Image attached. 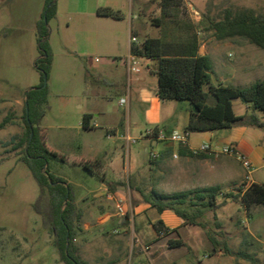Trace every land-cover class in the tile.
<instances>
[{"label": "rangeland", "instance_id": "374dc122", "mask_svg": "<svg viewBox=\"0 0 264 264\" xmlns=\"http://www.w3.org/2000/svg\"><path fill=\"white\" fill-rule=\"evenodd\" d=\"M115 1L120 6V13L129 21L131 31H137L138 42H142L147 36H160V27L152 22L153 18L160 15L159 0ZM42 2L43 0H0V122L5 118L6 122L14 121L19 126L18 128L9 122L7 124L11 133L4 134L0 131V264H65L54 245L50 226L43 223V216L34 207L39 196V187L30 168L21 160L24 143L17 144L25 130L23 107L26 91L29 87L38 85L41 79L34 66L38 53L33 33L31 32L22 43H17L16 39L20 34L18 27L12 25V21L19 14L29 15L33 11L36 12ZM228 6H244L264 11V0H182V4L174 10L178 20L166 18L161 25L162 28L169 27L170 32L181 37H186L193 30L200 44L212 49L216 60L212 59V69L209 73L215 84V79L225 72V68L237 65L236 51H250L256 60L260 50L264 51L241 36L222 40L214 38L212 30L206 28L207 18L217 16ZM71 22L73 24V21ZM185 24L192 25V30L186 28ZM48 26L53 28L54 40H58L55 20H51ZM73 32V26L62 29V34ZM55 52L57 57L46 81L48 92L46 102L42 106L43 116L39 123L35 124L40 130L44 146L57 154V157H48L44 164L47 172L69 183L73 194H85L89 199H93V194L101 189L102 182L109 183L112 188L118 185L122 200L120 202L114 198L113 208L121 204L127 211L130 208L135 210L137 206L134 204L137 202L144 203L142 194L156 192L168 195L179 189L182 186L180 181H164V173L167 172L164 162L151 160L150 153L157 155L161 144L147 141L141 135L146 128L152 127L145 120L144 110L147 105L136 100L133 108L127 111L126 104H120L122 99L127 98L129 82L120 81L119 77L114 76L117 78L116 84L110 86L99 81V76L93 72L86 73L75 67L63 68L59 56L61 48ZM80 59L84 63L89 58ZM102 60L99 53H94L91 57L93 65H98ZM144 61L138 58L141 71L130 72L132 79L138 78L137 81L131 82L132 92L136 91L137 86L145 83L143 75L148 80L145 85L155 90L153 88L157 84L156 77L148 74ZM263 77L264 66H257L242 84L249 86L256 79ZM94 79L98 81L94 83L93 90H87L86 81ZM15 99L22 102L12 111L8 105ZM234 100L240 101L238 98ZM162 101L163 113H168L170 120L177 118L190 104L186 99ZM234 109H238L236 104ZM83 112L91 114V126L88 128L83 127L81 123ZM128 122L131 127L130 135L136 142H127L122 137L126 134ZM164 123L168 121L165 120ZM109 126L116 127L117 131L108 133ZM15 130L19 132L15 134ZM210 131L214 133V144L221 142L229 128ZM13 135L17 137L12 139ZM132 167H139L134 181H100L99 175L103 172L108 180L114 178L112 169L120 171L121 177L125 179ZM258 173L264 176L263 169ZM186 182L193 185L196 181ZM196 188L202 187L190 189ZM234 200L235 202L230 203L231 207H227L226 195L223 194L220 196L218 210L204 209L202 217H196L197 221L203 222L204 227L184 223L189 230L180 236L179 242L183 240L184 246L178 249L168 248L164 255L170 257L177 252L188 254L191 246L196 244L192 254L199 258L204 251H212L214 246L221 250V264H264V234L260 228L262 205L251 204L245 207L239 197ZM163 201L168 200L163 198ZM185 206L190 212H195V207L188 204ZM167 212L163 215H169L170 211ZM142 218L143 232L130 235L128 229L124 240L119 241L114 232L99 234L97 230L92 240L94 246H91L96 249L90 251V247L85 244L87 240L80 238L73 241L76 253L89 264H159L153 248L142 245L150 242L161 245L169 237L168 233L160 239L159 231L154 226L156 221L150 222L148 212H145ZM150 223L151 227H148ZM114 226L116 225H109L107 229L111 230ZM192 228L197 229V234L190 232ZM75 236L77 238L79 235ZM125 241L126 252L123 248ZM130 245L132 248L128 249ZM117 246H120V251H117ZM104 247L106 252L101 250ZM211 260L217 261L215 256L211 257Z\"/></svg>", "mask_w": 264, "mask_h": 264}, {"label": "crops", "instance_id": "0c3cea01", "mask_svg": "<svg viewBox=\"0 0 264 264\" xmlns=\"http://www.w3.org/2000/svg\"><path fill=\"white\" fill-rule=\"evenodd\" d=\"M99 6L109 7L112 10L118 11L119 17L114 18L98 15L96 11ZM42 8L43 2L36 12L33 11L29 15L19 14L17 18L13 19L12 25L18 27V33L20 34L19 38L16 39L17 43L20 44L25 41L32 32L36 44V22L40 17ZM51 20H55L56 22V34H58L59 37L58 40H54L53 28L49 26V44L52 51L51 68H53L52 65L55 62V57H57V52L55 51L61 48L62 52L59 56H61L60 65L63 68L75 67L86 71V73L93 72L99 76V81L110 86L116 84V79L118 77L120 81L127 80L130 88L126 94L127 98L123 103L126 104L127 111L133 108V104H135L136 100L147 105L144 110L145 120L146 123L152 125V127L146 128L144 134L141 135L147 141L159 142L161 144L156 158L151 160L164 162L166 165L165 170L167 169V172L164 173V181H180V185L182 186L176 189L175 192L183 191L184 189L188 190L196 186L202 188L218 186L221 194L216 196L217 210L220 196L224 193H230V196H226L227 207H231L230 203L232 201L235 202V197H239L241 200L240 195L243 192L242 181L244 169L234 156L218 152L220 147L225 144L233 145L237 150L247 155L253 167L252 180L254 183L261 184L264 182V176H260L258 173L259 170H264V127L236 123L229 127V132L223 136L221 142H215L214 144L212 142V137L214 135L213 131L190 132L187 144L184 146L185 149L182 148V152H179V143L177 142L154 139L153 134L156 133L170 135L173 131L183 130L189 120L191 104H189L185 111L181 112L177 118L170 120V115L168 113H163V101L156 92L157 84L153 88L155 90H151L145 85L148 80L147 77L143 75V78L146 79L145 83L137 86L136 91L132 92L131 82L132 80L137 81L138 78L135 77L132 79L130 77V72L133 70L138 72L141 71V68L138 67V58L145 60L144 62L148 74L156 77L157 80V75L155 73L156 60L131 54V44H140L141 42H138L137 31H131L129 21H126L120 13V6H118L115 0H57L56 13ZM71 21H73V24ZM71 26H73V33L62 34L63 28H70ZM131 34L136 37L135 42L130 41ZM197 52L200 55H208L211 62L213 58L216 60V56L213 54L212 49L204 44H200V42ZM94 53H99L100 57L103 58L98 65L92 64L91 57ZM235 54L237 65L234 64L232 67L225 68V72L215 79L216 84L221 83L238 87H247L243 86L242 83L246 81L254 67L264 66V51L260 50V55L257 60L250 51H236ZM81 57L89 59L85 60L83 63L80 59ZM114 76H117V78ZM96 81L98 80L86 81L87 90H93ZM212 83L215 84L214 82ZM21 102L20 99H15L13 103L8 105V108L15 111L17 107L20 106ZM235 104L238 107L236 111L234 109ZM232 105L236 115H247L252 112L250 106L242 101L232 99ZM254 113L263 119V113L261 111H254ZM83 114L88 115L86 121L90 127L91 114L89 112H83ZM96 115L98 116L99 113ZM4 120L5 118L2 119L1 122ZM165 120L168 121V123H164ZM9 122L19 128L14 121L4 122V124L0 125V131H3L4 134L11 133V129H9L7 124ZM107 129L108 133L117 131L114 126H109ZM130 129V123L128 122L125 131L126 134L122 135V137L125 139L127 136L133 138L130 135ZM150 131L152 135L148 133ZM18 132V130H15L14 133L17 134ZM203 142H207L211 149L217 151V153L199 152L202 156H192L184 153L187 150L193 151V149L197 148ZM138 169L139 167H132L125 179L121 177L120 171L118 172L116 169H112L114 178L111 180L107 179L105 172L99 175V178L100 181H134ZM186 181L196 182L190 185L187 184ZM101 185V189L93 194V199L87 198L85 194H74V202L78 211V219L75 223V235L78 234L79 236H77V238H75V236L73 241H78L80 238H82V240L86 239V246L90 247V251H94L96 248L91 246H94L92 240L95 238L94 236H96L97 230L99 234L112 231L116 234L115 237L117 240H124L128 229L130 230V235H136V233L144 231V227L141 226L143 222L142 215L148 212V219H150L151 223L161 220L163 225L169 230L167 235L169 237L163 244L157 245L154 242H150L149 244L145 243L142 245L153 248V252L157 256L159 264H221V250L214 246L209 253H205L204 251L201 258L194 255V253L192 254V251H194V248L197 246L196 244L191 246L190 254L177 252L173 256L166 257L164 253H166L168 248H172L169 247L170 241H179L184 231L189 232L183 220L170 209H165L159 213L145 201H143L144 203L140 201L134 204L137 206L135 210L134 208H130L127 211L125 206H123L124 211L119 214L117 212V203L115 204V208H113L112 203H114V198H122V192L120 188H118L120 186L116 185V188H112L109 183L105 182H102ZM261 205L260 228L264 234V205ZM167 210L170 211L169 215L164 216L163 214L166 213ZM172 213L174 215H171ZM174 216H176V218ZM151 223L148 224V227H151ZM113 224L116 226L108 230L107 226H112ZM190 232L197 234L198 231L192 228ZM159 238L162 239L164 237L159 235ZM184 244L185 242L182 240L181 245L173 249L183 247ZM123 248L126 252V241ZM130 248H132L131 245L128 246V249ZM101 250L102 252L107 251L105 247L101 248ZM120 250V246H117V251ZM213 256L216 257L217 261L214 262L211 260Z\"/></svg>", "mask_w": 264, "mask_h": 264}, {"label": "trees", "instance_id": "16d2710c", "mask_svg": "<svg viewBox=\"0 0 264 264\" xmlns=\"http://www.w3.org/2000/svg\"><path fill=\"white\" fill-rule=\"evenodd\" d=\"M56 4L57 0H43V8L36 22L38 55L34 60V66L39 71L41 82L26 91L23 107L25 130L17 144L24 143L21 160L30 168L39 187V196L34 207L43 216V223L50 226L61 261L65 264H89L76 253L73 243L78 211L71 185L44 168L48 157H57V154L44 146L40 130L35 126L43 116L42 106L47 99L46 81L52 62L48 23L55 16ZM181 4L182 0H159L160 15L153 18L152 22L160 27V36L145 37L140 44L132 43L130 47L131 54L156 60V92L159 98L189 101L190 116L184 127L189 133L229 128L236 123L264 127V77L256 79L247 87L213 84L209 73L212 62L208 55L198 54L199 39L192 30V25L185 24L186 28L192 30L186 37L173 34L169 27H161L166 18L177 19L174 10ZM96 12L100 16L119 17V12L109 7L99 6ZM207 20L206 28L212 30L215 39L241 36L264 49V11L244 6H228L217 16L208 17ZM235 98L248 104L252 112L247 115H236L232 105V99ZM254 111H261L263 119ZM87 118L88 115L83 114L82 126L85 128L89 127ZM4 122L6 121L0 125ZM16 137L17 135H13L12 139ZM184 146L179 144V152H182V148L185 149ZM184 153L202 156L199 152L191 150ZM219 194L221 192L218 186H208L168 195L152 192L142 196L144 201L158 212L170 209L185 224L204 227L203 222L197 221L196 217L201 218L204 209L214 211L217 208L216 196ZM224 194L230 196V193ZM240 197L245 207L251 204L264 205V182L252 183L243 190ZM163 198L168 201H163ZM185 204L195 207V212H190ZM154 226L159 234L163 233V236L169 231L161 220H157ZM180 245L181 242L175 240L169 243V247Z\"/></svg>", "mask_w": 264, "mask_h": 264}, {"label": "built area", "instance_id": "2783aa9c", "mask_svg": "<svg viewBox=\"0 0 264 264\" xmlns=\"http://www.w3.org/2000/svg\"><path fill=\"white\" fill-rule=\"evenodd\" d=\"M130 41L131 42H135L136 41V37L134 35H130ZM125 102L124 99H122L120 101V104H123ZM149 134H151V131L148 132ZM152 135V134H151ZM188 135L189 132L185 131L184 129L181 131H173L170 135H166L165 133H156L153 134L154 139L156 140H170V141H174L177 142L179 144H183L186 145L187 144V139H188ZM126 141L127 142H136L135 138H131L129 136L126 137ZM193 152H209V153H217V151H214L211 149L210 145L207 142H203L201 143L197 148L193 149ZM218 152L220 153H225V154H229L234 156L242 165L243 169H244V174H243V181H242V189L245 190L247 187H249L253 182L252 180V172H253V167L250 163L249 158L247 157V155H245L244 153L240 152L239 150H237V148L233 145L230 144H225L223 146L220 147V149L218 150ZM150 157L151 159L156 158V153L151 152L150 153ZM120 202L122 199H119ZM124 209L123 206L121 204H117V212L119 214L123 213ZM160 236H163V233L160 232L159 234Z\"/></svg>", "mask_w": 264, "mask_h": 264}, {"label": "water", "instance_id": "95a60500", "mask_svg": "<svg viewBox=\"0 0 264 264\" xmlns=\"http://www.w3.org/2000/svg\"><path fill=\"white\" fill-rule=\"evenodd\" d=\"M197 110V109H196Z\"/></svg>", "mask_w": 264, "mask_h": 264}]
</instances>
